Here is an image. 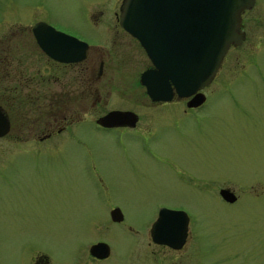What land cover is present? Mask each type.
I'll list each match as a JSON object with an SVG mask.
<instances>
[{
  "label": "rangeland",
  "instance_id": "obj_1",
  "mask_svg": "<svg viewBox=\"0 0 264 264\" xmlns=\"http://www.w3.org/2000/svg\"><path fill=\"white\" fill-rule=\"evenodd\" d=\"M115 2L0 0V32L37 16L106 48L102 26L87 17L96 3ZM241 16L245 40L226 54L201 106L135 104L144 96L136 82L146 62L137 48L127 56L133 79L107 95L110 107L130 105L138 114L133 128L83 121L70 127L76 140L30 147L12 133L0 139V264H28L34 251L47 264H78L82 249L99 239L110 248L101 264L162 260L147 246L158 204L188 216L177 264H264V0ZM102 58L104 66L118 62ZM221 187L236 199L223 200ZM109 203L121 208L122 222L108 218Z\"/></svg>",
  "mask_w": 264,
  "mask_h": 264
},
{
  "label": "flooded vegetation",
  "instance_id": "obj_2",
  "mask_svg": "<svg viewBox=\"0 0 264 264\" xmlns=\"http://www.w3.org/2000/svg\"><path fill=\"white\" fill-rule=\"evenodd\" d=\"M121 1L116 0L115 5L111 8L108 7L110 5L106 6L103 3H96V5L91 6L87 20H90L93 25L102 26V33L106 37L107 47L88 45L84 57L80 60L59 61L51 58L40 48L32 32V26L36 22H44L57 30L81 39L75 33L55 27L48 19L34 16L27 18V21L23 23L20 18H16L12 23H8V25H13V28L10 27L0 32V111L5 114L8 120V130L0 136V139L8 137L12 133L10 137H13V142L28 143L31 147V145L36 146L37 142L47 140L61 142L68 140L69 137L76 140L78 135H72L73 130L70 127L83 121H90L95 127L103 129L113 127L129 129L136 125L138 114L133 111L130 105H127V108L110 107L107 100V95H109L112 86L117 89L119 85H122L123 90L128 86L130 79H133L132 71L128 70L127 62L129 58L127 56L135 49H140L146 60L142 69L151 66L138 41L120 25L119 9ZM245 10L243 9L240 12V26L238 27L239 30L244 31L245 36L240 43L234 44L231 42L228 45L219 67L230 48L241 44L245 40L246 32L241 16ZM102 55L109 58L115 57L119 63L104 66L105 60ZM38 56L45 61V64L41 67L37 65ZM123 63L126 65L124 66ZM140 71L137 78H139ZM67 73L70 76H66ZM259 74H261L260 71ZM212 82L213 80H210L202 85L201 91L205 96L199 104L193 105L189 103L191 100L189 96H177L175 92L172 93L169 99H151L141 85L144 96L141 101H137L135 104L146 106L148 109L164 106H172L177 109L179 106H184L182 110L187 111L204 103L206 89ZM136 84H139L138 80ZM39 85L42 86L40 89L38 88ZM170 86L173 90L172 84ZM39 98L45 101L42 104L43 106L38 104ZM96 109H98V112L93 114L91 111ZM112 109L133 111L136 118L131 124L111 126L96 122L97 117ZM89 118L90 120H88ZM109 205L111 206L107 208L108 218L114 222H122L123 212L121 208L117 204L109 203ZM114 207H118L121 213L119 220H113L110 216V211ZM160 207L164 206L158 204L156 214ZM171 209L178 208L172 207ZM152 221L148 226L147 246L150 253L160 256L161 259H164V256L167 255L168 262L154 258L146 264H177L181 248L187 239L188 229L183 245L173 248L151 238L149 229ZM96 242L106 243L100 239L90 242L86 248L82 249L80 256L76 259L78 264H101L102 260L109 256L110 248L107 243L108 253L103 257L96 256L89 251V247ZM48 262L49 258L44 253L34 251L32 256L29 257L28 264H47Z\"/></svg>",
  "mask_w": 264,
  "mask_h": 264
},
{
  "label": "water",
  "instance_id": "obj_3",
  "mask_svg": "<svg viewBox=\"0 0 264 264\" xmlns=\"http://www.w3.org/2000/svg\"><path fill=\"white\" fill-rule=\"evenodd\" d=\"M253 0H122L120 25L137 39L151 62L139 82L151 99H169L172 92L186 96L207 83L230 42L239 43V12L249 8ZM32 32L40 48L53 59L76 61L84 57L87 43L70 34L36 22ZM172 84L173 90L170 86ZM195 93L189 103L201 102ZM194 101V102H193ZM135 113L110 110L96 121L105 126L131 124ZM8 130V120L0 111V136ZM225 201L235 194L228 188L218 190ZM119 220L118 207L110 211ZM187 216L184 211L161 207L150 226L151 238L171 247L184 242ZM89 251L99 257L108 253L104 242L93 243Z\"/></svg>",
  "mask_w": 264,
  "mask_h": 264
}]
</instances>
